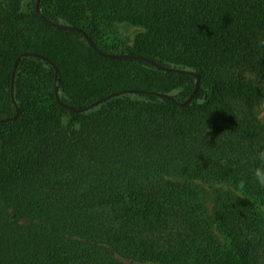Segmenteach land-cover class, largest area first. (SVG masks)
Segmentation results:
<instances>
[{
	"label": "trees",
	"instance_id": "1",
	"mask_svg": "<svg viewBox=\"0 0 264 264\" xmlns=\"http://www.w3.org/2000/svg\"><path fill=\"white\" fill-rule=\"evenodd\" d=\"M0 0V264H264V0ZM137 34L110 41L111 25ZM57 69V72H56ZM58 77V81H56ZM69 117L68 122L64 119ZM243 182V185H241Z\"/></svg>",
	"mask_w": 264,
	"mask_h": 264
},
{
	"label": "water",
	"instance_id": "2",
	"mask_svg": "<svg viewBox=\"0 0 264 264\" xmlns=\"http://www.w3.org/2000/svg\"><path fill=\"white\" fill-rule=\"evenodd\" d=\"M40 2L41 0H37L36 1V12L38 15L41 16V18L45 21H47L48 23H51L59 28H63V29H72V30H75V31H78L80 33H83L89 43L90 46H92L99 54H102L104 56H107V57H110V58H129V59H135V60H143L161 70H164V71H169V72H176V73H183V74H188V75H191V76H194L196 78V82H195V86H194V89L193 91L191 92V94L183 101H179L177 100L173 94H167V93H161V92H155V91H146V90H142V89H134V88H129V89H123V90H119V91H114V92H111V93H108L106 95H104L103 97H100L99 99L91 102L90 104L86 105V106H83V107H74L72 105H69L65 102H63L60 98V91H59V88L56 84L55 86V96H56V99L57 101L59 102V104L65 106L66 108H68L69 110L75 112V113H84V112H88L90 110H93L97 107H99L100 105L104 104L105 102L113 99V98H116V97H119V96H122V95H126V94H137V93H148V94H154V95H157L159 97H164V98H168V99H171L175 102H177L179 105L181 106H184V105H187L189 103H191L193 101V98L196 94V92L199 90L200 86H201V79H202V76L201 74L196 71V70H193V69H186V68H180V67H174V66H167V65H162L160 63H158L157 61L155 60H152L148 57H145V56H142V55H134V54H129V53H125V52H104L102 51L101 49H99L95 44L94 42L92 41V39L86 35L83 31L82 28L80 27H77V26H73V25H70V24H67V23H63V22H55V21H52L48 18H46L45 16H43V14L41 13V10H40ZM22 56H34V57H40L44 60H47L48 59L39 54V53H31V52H24L22 53L21 55H19L17 57V59L15 60V63H14V70H13V73H12V79H11V98H12V101L14 103V105L16 106V113L15 115L11 116V117H4V118H0V123H4V122H8V121H11V120H14L18 117V114H19V106H18V103L15 99V75H16V69H17V65L19 63V60L21 59ZM56 72H57V69H56ZM56 81H58V77H56Z\"/></svg>",
	"mask_w": 264,
	"mask_h": 264
},
{
	"label": "rangeland",
	"instance_id": "3",
	"mask_svg": "<svg viewBox=\"0 0 264 264\" xmlns=\"http://www.w3.org/2000/svg\"><path fill=\"white\" fill-rule=\"evenodd\" d=\"M5 1V0H2ZM33 0H26L25 2V8L27 9L29 5L32 4ZM112 28V35L110 36V41L114 42V41H118L121 40L123 38H127L129 36H132V38H134V36L137 34V28L129 23H119L116 22L113 25H111ZM182 91V89H178L175 90L173 92L174 95L179 94ZM69 121V117H66L64 119V122H68Z\"/></svg>",
	"mask_w": 264,
	"mask_h": 264
},
{
	"label": "clouds",
	"instance_id": "4",
	"mask_svg": "<svg viewBox=\"0 0 264 264\" xmlns=\"http://www.w3.org/2000/svg\"><path fill=\"white\" fill-rule=\"evenodd\" d=\"M257 158L264 161V152L258 153ZM254 175H255L256 181L260 184V186L264 187V168H256L254 170ZM241 185H243V182H241Z\"/></svg>",
	"mask_w": 264,
	"mask_h": 264
}]
</instances>
